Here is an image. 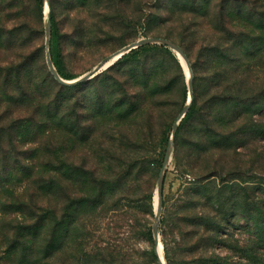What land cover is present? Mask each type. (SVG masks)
<instances>
[{
	"label": "rangeland",
	"instance_id": "1",
	"mask_svg": "<svg viewBox=\"0 0 264 264\" xmlns=\"http://www.w3.org/2000/svg\"><path fill=\"white\" fill-rule=\"evenodd\" d=\"M42 1L40 6L37 0H0V127L11 123V110L26 106L11 108V85L3 76L20 73L17 66L36 50L37 66L25 71L26 78L46 81L52 95L59 91L47 64L49 12L60 35L65 71L75 79L148 38L181 47L192 72L172 49L173 55L141 51L118 63L121 58L72 93L76 107L68 125L62 121L58 131L36 141L19 140L16 148L5 138L9 167L43 168L47 155L58 168L56 190L41 202L55 211L56 249L40 264H264V235L255 229L257 223L264 226V216L233 213L220 222V202L202 198H214L210 191L217 189L264 185V136L249 138V149L215 150L200 140L196 125L184 126L178 137L173 133L189 101L190 77L194 92L199 88L202 96L203 45L228 40L227 29L263 38L264 0ZM155 45L162 46H145ZM250 62L251 84L263 85L264 68ZM31 92L40 100L46 94ZM257 114L251 118L264 125V114ZM11 180L0 189V264H20L21 253L10 251L9 240L12 222L23 223L24 216L5 214L2 204L25 200L27 182ZM195 192L199 196L192 198Z\"/></svg>",
	"mask_w": 264,
	"mask_h": 264
},
{
	"label": "trees",
	"instance_id": "2",
	"mask_svg": "<svg viewBox=\"0 0 264 264\" xmlns=\"http://www.w3.org/2000/svg\"><path fill=\"white\" fill-rule=\"evenodd\" d=\"M37 1L40 6L43 4L42 0ZM229 16L235 18L233 14ZM51 22L53 62L62 78L74 80L76 77L65 71L61 60L60 35L53 13ZM227 35H230L228 40L207 43L200 50L205 74L202 96L199 88H195L193 102L178 128L176 137L181 135L184 126L196 125L195 131L199 133L200 140H207L213 146L209 149H249L247 141L249 138L264 136V125L251 118L256 113L258 116L264 114V84L254 86L248 75L252 68L251 59L255 69L264 68V42H261L264 37L259 39L244 30L235 33L228 29ZM141 51L174 54L165 45L142 46L131 54L125 55L118 63ZM37 52L38 50L17 66L18 71L22 70L20 73L17 71L18 74L15 76L10 73L3 76L4 83L11 85L10 88L8 87L10 91H8V102L11 108L26 104L17 108L16 112L11 110L10 114L14 115L11 123L9 126L0 127V189L4 188L6 182L11 179H14L11 182L15 180L18 182L22 178L27 182L28 195L25 200L20 203L2 204L5 214L24 216L23 223L12 222L13 235L9 240L10 251L21 253L20 264H40L44 261L48 262L54 256L57 242L56 215L52 208L46 209L41 202L43 203V197L53 195L56 190L58 168H55L52 158L49 159L52 156L47 155H44L46 162L42 161L43 168L27 167L19 170L9 167L6 165L8 158L3 151L4 140L7 137L9 146L16 148L15 143L19 140L32 138L36 141L40 135L58 131L62 121L68 125L76 107L71 100L72 93L83 85L80 83L68 87L55 83L59 91L52 95L47 92L46 81H35L29 76L26 78L25 71L37 66L38 58L35 56ZM256 53L260 55L259 61L255 58ZM32 88L35 92L46 93L42 100L31 92ZM15 113H17L16 116ZM204 187L205 192H208L207 185ZM238 188L232 186L210 191L214 198L203 195L202 198L208 204L215 199L220 202L222 215L220 222L230 218L233 213L237 217L239 213L251 211L253 219L255 216H264V185L259 188L246 187L237 190ZM197 196H199L198 192L192 194V198ZM242 202L246 205V209L242 208ZM190 203L193 205L194 202ZM209 224L206 223L207 226ZM255 229L257 235H264V226L257 223ZM211 259V263H216L214 260L217 261V259Z\"/></svg>",
	"mask_w": 264,
	"mask_h": 264
},
{
	"label": "water",
	"instance_id": "3",
	"mask_svg": "<svg viewBox=\"0 0 264 264\" xmlns=\"http://www.w3.org/2000/svg\"><path fill=\"white\" fill-rule=\"evenodd\" d=\"M46 1L49 4V0H46ZM51 27H52L51 13L49 12V14H48V37H47V43H46L47 64H48V67H49L52 75L62 85L74 86V85H77V84H80V83H83L86 81H90V80L94 79L95 77H97L102 71L107 70L111 65H113L115 62H117L119 59L123 58L128 53L132 52L135 49H138L139 47H142L145 45H150V44H162V45H165L168 48L172 49L173 51L177 52L181 56V58L185 61L186 66L188 67L190 72H192L190 60L181 47H179L178 45H176L175 43H173L170 40L158 39V38H148V39H144V40H142V41H140V42H138V43H136L130 47L124 48L123 50L119 51L118 53L106 58L95 69H93L91 72L87 73L86 75L82 76L81 78L74 79V80H65L64 78H62L60 76V74L58 73L56 66L53 62L52 52H51V47H52V42H51L52 30H51ZM188 90H189V101H188V104H187L185 110L180 115L178 122L174 126V130H173L174 136L176 135L178 128H179L181 122L183 121V119L185 118V116H186V114H187V112H188V110H189V108L193 102V99H194L193 77H190L188 79ZM170 155H171V150L169 148L168 152H167V156H166V162L168 161ZM165 180H166V170L164 169L161 172L159 183H158V209H157L156 224L154 226V237H155L156 243H158V241H159L158 225H159L161 215H162V210H163V192H164Z\"/></svg>",
	"mask_w": 264,
	"mask_h": 264
},
{
	"label": "bare ground",
	"instance_id": "4",
	"mask_svg": "<svg viewBox=\"0 0 264 264\" xmlns=\"http://www.w3.org/2000/svg\"><path fill=\"white\" fill-rule=\"evenodd\" d=\"M159 253H160V256H161V258L163 259V256H162V252H161V250H160V252H159Z\"/></svg>",
	"mask_w": 264,
	"mask_h": 264
}]
</instances>
